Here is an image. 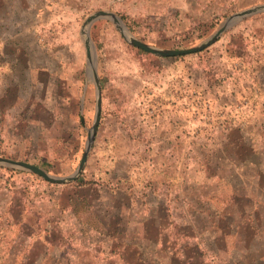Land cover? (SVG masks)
<instances>
[{
	"label": "rangeland",
	"instance_id": "rangeland-1",
	"mask_svg": "<svg viewBox=\"0 0 264 264\" xmlns=\"http://www.w3.org/2000/svg\"><path fill=\"white\" fill-rule=\"evenodd\" d=\"M262 4L264 0H0V33L6 35L0 38V156L58 177L78 166L95 113V89L86 75L81 34L83 22L94 12H113L135 38L150 46L182 50L201 44L226 18ZM88 32L101 113L83 171L88 179L93 172L102 178L117 162L119 169L113 170L122 186L116 191L97 177L95 185L79 186L74 182L80 176L72 183L52 185L86 192L102 207L97 214L106 228L118 213L119 240H107L105 247L97 244L96 232L78 234L73 218L66 217L53 252L44 259L40 254L30 264H124L111 250L120 253L125 247L128 264H166L185 243L208 239L210 222L221 212L231 215L229 231L236 236L243 235L242 222L253 213L261 236L264 156L253 154L264 148L263 103L253 89L251 68L257 51L250 48L264 41V13L237 23L215 46L179 57H159L129 45L109 20L93 22ZM221 54L233 59L231 69L220 61ZM244 130L252 136L250 160L259 165L225 169L223 152L226 157L237 151L248 156L241 139ZM153 153L159 157L157 169L164 167L158 174L150 171ZM219 157L223 169H209ZM0 169V185L27 187L45 213L48 182L26 171ZM155 174L159 194L146 196ZM127 187L143 207L133 209L130 204L125 209L131 203ZM184 188L191 205L181 200ZM2 234L0 229V264H6ZM257 239L252 249L264 248ZM24 241L12 247L16 260ZM207 245H200L199 263L217 264ZM226 246L229 252L243 251L245 244L236 237L227 239ZM219 257L223 261L227 255Z\"/></svg>",
	"mask_w": 264,
	"mask_h": 264
},
{
	"label": "trees",
	"instance_id": "trees-1",
	"mask_svg": "<svg viewBox=\"0 0 264 264\" xmlns=\"http://www.w3.org/2000/svg\"><path fill=\"white\" fill-rule=\"evenodd\" d=\"M27 174L33 175L30 173ZM74 183H78L77 185L79 186L85 184L92 186L96 184L94 181L83 182L82 176ZM47 185L49 187L47 197L49 198L50 204H48L49 208L44 211L45 213L37 206L34 200L35 195H31L27 187L0 185V229L3 232L2 238H4L6 244L3 254L6 264H30L31 262H35L40 254H42L41 259L50 255L54 250V245L58 244V241L63 236L62 222L66 217L68 219L73 218L75 221L73 225L79 227L76 231L78 234L96 232L97 236H95L94 240L97 244H102L105 247L107 240H119L117 229L120 225L119 220H115L118 213L115 217L112 216L114 221L109 223L108 228H106L97 214L101 211L102 207L100 208V205L92 203L93 200H89V195L86 192L81 194L76 189L67 191L66 188L57 189L51 183ZM127 208L128 204L125 205L126 210ZM103 209H105L103 212L106 215L110 214L108 207H104ZM118 211L121 213L122 209L119 208ZM89 212H91L93 219L90 217ZM214 215L217 217V220L211 221L210 223L212 225L209 231H206L210 235L208 234L205 237L209 238L202 239V241L198 239L194 243H185L184 248L180 249L179 252L174 250L171 253V251H168L171 254H168V262L166 264H201L198 261L197 252L201 250L200 245L206 243H208L207 248H213L209 252L211 253L212 260H217V264H264V248L257 250L251 247V243L256 238H258L257 240L261 246L264 247V233L258 236L257 227L253 224L255 221L253 213L247 214V218L242 222L243 235L240 234L238 236L229 231V228L232 226V221L229 219L231 215L229 213L221 212L215 213ZM252 233V240H250L248 238H250ZM85 236L88 237L87 235ZM192 237L195 238V236ZM236 237L240 240L242 238L245 244L244 249L243 251L232 250L229 252L226 249L227 239H234ZM186 238L191 237L187 234ZM21 239L27 243L24 245L23 253L19 252L21 254L19 255V259L16 260L12 255V247ZM128 241L129 239L125 240L124 246H128ZM162 249L164 248L161 247ZM128 250L125 247L120 253H117L115 250H111V252L118 255V258L124 264H128V261L130 262L126 254ZM221 254L227 255L223 261L219 257ZM154 262L158 264L157 261ZM159 263L162 264L160 260Z\"/></svg>",
	"mask_w": 264,
	"mask_h": 264
},
{
	"label": "water",
	"instance_id": "water-1",
	"mask_svg": "<svg viewBox=\"0 0 264 264\" xmlns=\"http://www.w3.org/2000/svg\"><path fill=\"white\" fill-rule=\"evenodd\" d=\"M261 13H264V4H262L261 6L257 5V6L245 9L243 11L235 13L232 16L226 18L220 24L217 30L209 38L203 41L201 44L195 47L188 48V49L167 50V49H159V48L150 46L144 43L143 41L135 38L130 33V31L127 29V27L124 25V23L122 22V19H120L113 12H110V11L94 12L93 14H91L90 16L86 18V21L83 22L82 27H81V34L84 37V48H85V56H86V61H87L86 75L95 89V107H94L95 113H94V119H93L92 126L90 129H87L85 149L78 163V166L70 175L64 176V177H58V176H53V175L48 174L43 169L31 163L20 161V160L9 159V158L0 156V167L3 166L5 168L26 171L28 173L41 177L42 179L46 181V183L48 182V183L56 184V185H64V184L72 183L81 175L84 165L87 161L88 154L92 147L95 134L98 129V125L100 121V113H101V92H100V83H99L98 75L96 72V58H95L94 49L90 41L89 32H88L89 27L91 26L93 22L97 20H101V19L111 21L115 25L120 36L124 39L126 43L144 52H147L152 55L159 56V57H179V56H184V55H189V54H196V53H199L209 48L212 44H214L220 38L221 35L227 32L231 27H233L234 25H236L237 23H239L240 21L244 20L247 17L256 15V14H261Z\"/></svg>",
	"mask_w": 264,
	"mask_h": 264
},
{
	"label": "crops",
	"instance_id": "crops-1",
	"mask_svg": "<svg viewBox=\"0 0 264 264\" xmlns=\"http://www.w3.org/2000/svg\"><path fill=\"white\" fill-rule=\"evenodd\" d=\"M1 25V24H0ZM235 26V25H234ZM233 26V27H234ZM233 27H231L227 32H225L223 35H225L226 33H228ZM20 28V26L17 28V29H19ZM223 35H221L220 36V38L214 43V44H212L210 47H213V46H215V44H217V42H222V40L223 39H221L222 38V36ZM4 36H5V38H6V35L3 33V34H1L0 33V38L1 39H4ZM246 44L247 45H249V44H251L250 42H246ZM256 44V43H255ZM255 44H253L254 45V49L255 50H253V45H252V47L250 48V52H253V51H257L256 52V56H255V59L256 60H254V67H252L251 68V72H252V76H253V78H254V81H255V87H253V89L255 90V92L256 93H258L259 94V99L260 100H262V103H263V106H262V109H261V115H262V117H261V121H263V125H264V41H263V43H262V45L261 46H256ZM209 47V48H210ZM209 48H207V49H209ZM206 50V49H205ZM204 51V50H203ZM202 52V51H201ZM220 61L223 63V64H225V66H226V68H232V66H231V62L233 61V59L232 58H230V57H228L226 54H221L220 55ZM1 79V78H0ZM1 82H2V80H0V84H1ZM1 87V86H0ZM3 95H4V90L2 89V91H1V96L3 97ZM0 101H1V98H0ZM7 110L8 109H10V107H7L6 108ZM244 132L247 134H244L243 136H242V140H244L245 141V146L247 147V148H245V150H246V152L248 153V156H241V154L239 155V153H238V151L236 152V153H231L230 155H228V157H226V153H224L223 152V155H224V157L226 158V162H225V169H249L250 168V166H256V165H259L257 162H255L254 160H250L251 159V149H252V147H251V143H252V136L250 135V133L248 132V131H246V130H244ZM159 138H156V140H158ZM240 139V140H241ZM159 140H161V139H159ZM254 148V147H253ZM223 150V149H222ZM253 150V149H252ZM262 150H264V148H262ZM259 151V153H257L256 151H254V152H256V153H252L254 156H264V151ZM250 154V155H249ZM153 157H152V162H151V169H150V171H151V173L153 174V173H157V171H160V170H163L164 169V167H162V169H157V166H158V164H157V159L159 158V157H157V155H156V153H153V155H152ZM235 158H238V159H240L239 161L238 160H236L235 161ZM116 164H118L117 162H115L112 166L113 167H109L108 169H112L111 171H107V174L105 175V177L103 176L102 178H100V175H97L95 172H93V175L91 174V173H89V175H90V177L92 178V179H88L87 178V176H86V172H85V170L84 171H82V173H81V175H80V177L82 176V178H83V180H85V181H94V182H96V180H98V179H95L96 177L97 178H100V180H98V181H101L100 183H102V184H105V185H108V186H112V187H114L113 189H116V191H120L119 190V187H121L122 186V181H121V179H119V178H117L116 176H115V171L113 170V169H119V168H117L116 167ZM157 164V165H156ZM220 164H222V161H221V159H220V157L217 159V163L216 164H214L213 166L215 167H210L209 169H223L222 167L221 168H219V165ZM255 168V167H254ZM155 171V172H154ZM231 171V170H230ZM158 174V173H157ZM210 175H213L214 177L216 176V174L215 173H211ZM209 175V177L208 178H211V179H213L212 177L213 176H210ZM158 175H154V176H152L151 177V180H150V185H149V193H146V196H149V195H152V196H157V194H159L158 192H159V190H158V188H157V184L159 183L158 182V178H156ZM221 177V176H220ZM231 189H232V187H231ZM127 190V192L130 194V195H128L129 196V199H130V202L131 203H129L128 205L130 206V204H131V208H133V209H137V207H139V206H141V207H143L144 205L142 204V203H138V199H139V197H137L136 196V193L133 191L132 192V189H131V187H127V188H125V191ZM233 190V189H232ZM186 188H184V190H183V192H182V194H183V196H181V200L186 204H188V205H191L190 203L191 202H189L188 201V197L185 195L186 193ZM233 192H234V190H233ZM123 193V192H122ZM123 194H125L126 195V193H123ZM232 196H233V193H232ZM178 199H179V194H178ZM245 198H248V196L246 195V196H244ZM250 198V197H249ZM195 200H197L198 201V198L197 199H195ZM196 204V203H195ZM198 204H200V203H198ZM148 204L146 203V206H147ZM128 206V207H129ZM146 206H145V209H146ZM165 206H167V204L165 203ZM196 212V211H195Z\"/></svg>",
	"mask_w": 264,
	"mask_h": 264
}]
</instances>
